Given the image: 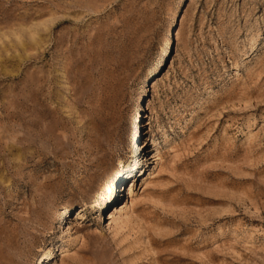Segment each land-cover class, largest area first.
I'll return each instance as SVG.
<instances>
[{
  "label": "rangeland",
  "instance_id": "obj_1",
  "mask_svg": "<svg viewBox=\"0 0 264 264\" xmlns=\"http://www.w3.org/2000/svg\"><path fill=\"white\" fill-rule=\"evenodd\" d=\"M41 261L264 264V0H0V264Z\"/></svg>",
  "mask_w": 264,
  "mask_h": 264
},
{
  "label": "bare ground",
  "instance_id": "obj_2",
  "mask_svg": "<svg viewBox=\"0 0 264 264\" xmlns=\"http://www.w3.org/2000/svg\"><path fill=\"white\" fill-rule=\"evenodd\" d=\"M155 68H156V67L153 68L152 72L155 70ZM152 72H151V73H152ZM113 188H114V184H110V185H108L107 188H106V189H108V191L106 192V195H105V196H109V193L113 191ZM102 194H104V193H102ZM93 203H94V205H97V203H98V199L94 200ZM65 209H67V207H63V208H62V211L64 212ZM120 210H121V209H120ZM51 253H52V252L47 253V254H44V255H43V258H44L43 261H44L45 259H49V258L53 257V255H52ZM43 261H41L39 264H43Z\"/></svg>",
  "mask_w": 264,
  "mask_h": 264
}]
</instances>
